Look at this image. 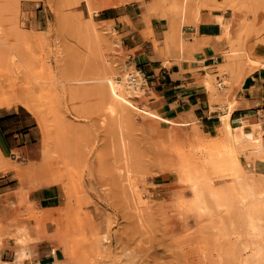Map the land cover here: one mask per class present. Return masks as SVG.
<instances>
[{"label":"rangeland","instance_id":"obj_1","mask_svg":"<svg viewBox=\"0 0 264 264\" xmlns=\"http://www.w3.org/2000/svg\"><path fill=\"white\" fill-rule=\"evenodd\" d=\"M104 1L0 0V98L7 96L0 113L17 109L25 117L22 129L32 128L35 139L32 151L8 154L0 146V202L12 197L26 206L20 215L53 251L45 264H213L216 255L203 232L208 217L198 218L182 204L192 192L177 173L186 146L176 134L191 126L201 131V122L172 121L152 110L143 75L128 57L134 51L124 46L123 19L105 20L133 4L147 23L148 38L152 25L158 30L160 22L168 23L165 51L184 52L181 26L196 0H131L105 8ZM201 7L230 9L235 17L236 30L223 35L224 61L233 57L235 63L218 67L219 76L236 73L264 52V0H201ZM106 77L134 105L127 115L109 111ZM212 80L217 92L219 83ZM19 97L31 98L40 120ZM217 129L202 135L216 141ZM244 143L238 158L246 168L257 158ZM43 184L58 188L59 207L37 209L28 199ZM5 221L0 218V228ZM25 256L20 250L17 261Z\"/></svg>","mask_w":264,"mask_h":264},{"label":"crops","instance_id":"obj_2","mask_svg":"<svg viewBox=\"0 0 264 264\" xmlns=\"http://www.w3.org/2000/svg\"><path fill=\"white\" fill-rule=\"evenodd\" d=\"M133 7V4H127L121 11H112L113 14L108 11L111 14L105 20L123 19L124 46L127 51H134L128 57L143 75L146 93L151 96L152 110L172 121L195 119L201 122L203 132H214L216 127H219V132L220 116L228 108L225 102L231 103L233 109L229 113V125L233 134L239 135V128H242L246 139H250L248 145L254 150L259 149L255 155L257 163L264 162V151H261L264 150V52L257 53L256 59H249L240 65L236 73L231 74L229 70L223 77L218 75L219 65L225 66L226 63L223 52L228 50L223 37L225 29L227 27L228 34L236 30L231 10L204 8L201 7V0H196L187 14V23L181 26L186 44L184 52H166L162 42L168 23L163 26L160 22L158 30L152 25L150 34L153 39L148 38L149 35L144 32L147 23L142 13L134 12ZM213 77L219 83L217 92L213 91ZM222 79L230 84L224 85ZM223 89L227 92L221 96ZM24 120L25 117L22 118L17 109L0 113V146L8 154L32 151L31 147L35 145V139H31L34 136L32 128L22 129ZM33 174L24 172L29 177L35 176ZM43 185L45 187L29 192L28 199L35 203L37 209L59 207L61 194L58 188ZM25 210L26 206H19L12 197L7 203L0 202V218H6L5 229L0 228L2 264H45L47 258L51 260L54 257L53 251L47 250L50 246L47 240L36 237L33 222L24 214L20 215ZM45 226L49 228L50 224ZM20 229L23 233L19 234ZM24 236L33 239L25 243L17 241V237ZM20 250L26 256L18 262Z\"/></svg>","mask_w":264,"mask_h":264},{"label":"bare ground","instance_id":"obj_3","mask_svg":"<svg viewBox=\"0 0 264 264\" xmlns=\"http://www.w3.org/2000/svg\"><path fill=\"white\" fill-rule=\"evenodd\" d=\"M128 1L131 0H106L102 6L116 7ZM232 58H226L225 68ZM103 80L107 82L106 86L101 85L103 91H106L109 111L113 114L127 115L130 107H134L132 102L124 97L123 90L118 84H113L111 77ZM6 98L7 96L1 97L0 102H4L3 99ZM20 100L32 109L38 120L41 119L31 98L24 97ZM232 109V105L228 106L226 112L220 116L221 137L216 141L206 140L199 126H191L184 132L176 134L186 146L179 156L178 178L192 192V199L183 200L182 204L195 212L198 218L202 215L208 217L209 222L206 226L204 224L207 230L202 228L204 230L202 231L205 232L204 234L208 233L206 238L210 239L209 242L206 239L207 244H212L211 247L216 255L213 264L216 260L219 264H240L236 260L240 256L244 258L245 252L248 253V257L243 260H240V257L241 264H264V226H262L264 223L261 225L258 222L260 219L264 220V162L254 165L252 163L253 166L249 163L246 168L241 166L238 154L244 142L250 139H246L247 135L242 128H239V135L233 134V129L231 130L229 125V113ZM155 116L160 118L158 115ZM183 119L180 121H185ZM258 152L259 149H255L252 153L257 155ZM199 229L201 228L197 229L198 232ZM17 233L23 231L20 229ZM32 239L26 236L17 237V241L22 243Z\"/></svg>","mask_w":264,"mask_h":264},{"label":"built area","instance_id":"obj_4","mask_svg":"<svg viewBox=\"0 0 264 264\" xmlns=\"http://www.w3.org/2000/svg\"><path fill=\"white\" fill-rule=\"evenodd\" d=\"M138 72H140V71H138ZM129 81H130V83H134L136 81V79H135L134 76H132L131 74H129Z\"/></svg>","mask_w":264,"mask_h":264},{"label":"trees","instance_id":"obj_5","mask_svg":"<svg viewBox=\"0 0 264 264\" xmlns=\"http://www.w3.org/2000/svg\"><path fill=\"white\" fill-rule=\"evenodd\" d=\"M19 110L24 111L23 108H21V107L19 108Z\"/></svg>","mask_w":264,"mask_h":264}]
</instances>
